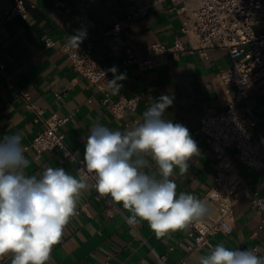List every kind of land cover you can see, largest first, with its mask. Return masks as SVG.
Returning <instances> with one entry per match:
<instances>
[{
  "label": "crops",
  "instance_id": "crops-1",
  "mask_svg": "<svg viewBox=\"0 0 264 264\" xmlns=\"http://www.w3.org/2000/svg\"><path fill=\"white\" fill-rule=\"evenodd\" d=\"M12 1L0 0V11L8 8ZM31 1L36 6L28 8L26 18L15 17L3 26L0 62L6 73L15 79L17 87L30 92L33 102L44 109L45 115L57 112L60 116H69L61 130L74 156L83 159L86 140L94 124L126 133L143 122V112L153 101H158L161 95H169L174 98L173 103L165 110L163 118L186 126L199 150V154L188 161L186 174L181 175L177 167L169 179L177 184V196L185 193L199 198L213 182L215 164L212 149L195 129L206 115L224 109L234 95L235 88L225 85L218 77L221 70L232 64L229 52L224 48H211L202 55L193 42L191 45L187 41L180 32L181 21L176 11L183 0H157L145 15L129 19L115 32L111 31L115 22L128 13L131 5L144 0H25L26 6ZM55 1L94 19L95 26L90 30L93 55L105 68L115 66L116 75L126 74L125 79L118 81L122 84L119 93L114 94L111 90L110 99L115 100L120 94L140 95L135 111L127 112L122 119L115 118L108 105L101 102L103 93L73 68L60 45L70 44L69 36L81 29L77 19L66 13L62 6L54 7ZM256 30L263 32L264 25L257 26ZM175 35L185 42V49L170 55L166 65L141 71L135 64H122L127 55L126 46H131L137 57H143L149 43L160 41L170 45ZM46 36L54 39L56 44L45 47L43 38ZM83 43L84 38L78 47ZM55 91L63 96L56 98ZM239 106L248 110L255 122L253 140L258 144L259 157L264 162V147L260 145L264 136V86L253 84ZM33 117V111L24 106L21 96L4 86L0 72V139L20 133L22 146L29 143L41 129ZM128 120H134L136 124L126 125ZM228 152L236 163L233 176H241L250 190L264 193V168L254 170L239 163L235 147H229ZM25 156L30 161L25 169L29 176L39 178L48 167H63L78 179L75 161L64 158L60 150L45 151L39 160L33 158L32 151ZM145 159L149 167L142 171L157 180L162 179L151 157ZM85 182L89 187L82 191L77 207L88 202L92 217L79 214L70 219L60 242L52 248L48 264H161L160 254L166 255V264H174L181 258L186 264H199L200 258L218 244L230 250H252L256 246L255 253L264 257V223L261 229L257 228L260 217L251 207L250 192H246L233 207L231 233L212 235L210 247L189 250L192 240L187 236V228L157 238L147 221L129 225L126 218L131 213L122 204L115 203L114 214L108 216L104 198L94 199L95 190L89 181ZM253 231L257 234L252 235ZM4 259L11 262L12 255H5Z\"/></svg>",
  "mask_w": 264,
  "mask_h": 264
},
{
  "label": "built area",
  "instance_id": "built-area-1",
  "mask_svg": "<svg viewBox=\"0 0 264 264\" xmlns=\"http://www.w3.org/2000/svg\"><path fill=\"white\" fill-rule=\"evenodd\" d=\"M157 0H144L131 5L128 13L118 19L111 31L120 30L125 23L134 17L143 16ZM160 1V0H159ZM35 2L13 0L11 5L0 11V38L1 30L6 22L15 18H26L28 8L35 7ZM62 6L64 11L77 19L82 32H86L84 43L74 48L68 43L60 45L73 68L85 77L89 84L95 85L103 93L101 102L107 104L113 116L118 119L125 117L127 112L135 111L141 100L140 95L120 94L117 99H110L111 89L108 81L114 79L93 55V46L90 30L95 21L85 12L72 11L61 1H55L54 7ZM180 16V32L187 37V41L194 43L202 55H206L211 48L226 49L232 64L218 73L219 79L225 85L235 88L233 97L227 102L224 109L208 114L202 124L195 129L205 139L214 153L215 174L209 188L197 199L206 203L209 211L200 222H194L187 227V236L192 242L189 250L211 246L210 237L217 233L229 234L233 230V207L246 193L250 192V204L260 217L258 229L264 223V193L250 190L241 176H233L236 163L228 152L229 147L237 150V160L244 166L254 170L264 168V162L259 157L258 144L253 140L255 122L248 110H242L239 103L250 93L253 84L264 86V31L257 32L256 27L264 25V0H183V4L176 8ZM45 47H51L56 41L51 37H44ZM192 45V43H191ZM185 49V42L179 35H175L172 43L167 45L160 41L149 43L146 54L137 57L131 46L125 47L126 58L122 64H135L139 70L166 65L170 55H176ZM0 72L4 77V86L14 90L23 100L27 109L34 113V123L40 124V131L29 143L23 145L25 153L32 151L33 158L39 160L45 151L60 150L64 158L75 161V172L78 179L89 181L95 190L93 198H104L105 212L108 216L114 214L116 205L110 197H101L96 191L95 174L89 173L84 159L74 156L68 147L61 127L66 124L69 116H60L57 112L44 114V109L33 102L30 92L17 87L12 75L6 73L4 64L0 62ZM56 98L63 93L55 91ZM126 125L136 124V121H125ZM264 147V136L260 141ZM85 214L92 217L88 209V202L81 203L76 208V214ZM256 235L257 231H253ZM172 249V247L170 248ZM256 252L257 247L252 248ZM161 264H166V255H158ZM0 264H11L0 257ZM174 264H186L184 259H178Z\"/></svg>",
  "mask_w": 264,
  "mask_h": 264
},
{
  "label": "clouds",
  "instance_id": "clouds-1",
  "mask_svg": "<svg viewBox=\"0 0 264 264\" xmlns=\"http://www.w3.org/2000/svg\"><path fill=\"white\" fill-rule=\"evenodd\" d=\"M86 32L69 36L78 47ZM108 87L118 94L126 74L116 75ZM173 97L161 95L143 112V122L121 133L96 123L87 137L83 159L89 173L95 174L94 187L101 197H110L131 213L129 225L147 221L157 238L186 229L200 222L209 209L192 194L180 193L169 179L174 168L188 172V161L199 154L189 129L163 118ZM22 135L0 139V257L11 254V264H48L53 246L63 236L64 228L76 214L78 199L89 185L63 167H48L37 178L27 175L30 161L24 155ZM150 156L162 179L142 171L149 167ZM199 264H264V257L250 249L230 250L218 244L199 260Z\"/></svg>",
  "mask_w": 264,
  "mask_h": 264
}]
</instances>
